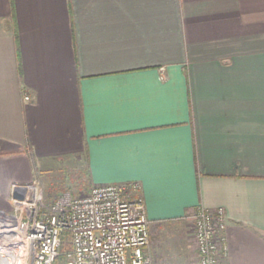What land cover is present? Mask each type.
<instances>
[{
	"label": "crops",
	"instance_id": "obj_1",
	"mask_svg": "<svg viewBox=\"0 0 264 264\" xmlns=\"http://www.w3.org/2000/svg\"><path fill=\"white\" fill-rule=\"evenodd\" d=\"M75 167L140 186L153 264H199V207L264 264V0H0V211Z\"/></svg>",
	"mask_w": 264,
	"mask_h": 264
},
{
	"label": "built area",
	"instance_id": "obj_2",
	"mask_svg": "<svg viewBox=\"0 0 264 264\" xmlns=\"http://www.w3.org/2000/svg\"><path fill=\"white\" fill-rule=\"evenodd\" d=\"M16 186L22 187L23 199L13 197ZM10 188L15 214H0L15 221L0 215V226L17 228L15 241L26 254L25 264H60L64 232L70 249L61 264H152L145 252L149 219L137 183L95 185L79 196L68 192L48 211L36 181ZM189 217L199 264H224L230 253L225 209L199 207Z\"/></svg>",
	"mask_w": 264,
	"mask_h": 264
},
{
	"label": "rangeland",
	"instance_id": "obj_3",
	"mask_svg": "<svg viewBox=\"0 0 264 264\" xmlns=\"http://www.w3.org/2000/svg\"><path fill=\"white\" fill-rule=\"evenodd\" d=\"M79 169L75 167L69 168L68 170L62 171H53L47 175H43L40 179L36 180V183L42 188L44 193V201H45V210L48 211L51 205H53L60 197H62L65 193H72L74 196H79L88 193L93 186H87L84 182L82 183L81 179L78 176ZM9 214H15L13 206L11 204L10 208L7 211H4ZM1 220V218H0ZM2 222V221H0ZM7 222V220H6ZM191 225V230L193 229V225ZM1 233L3 232L0 229ZM3 236L2 239H5L7 236ZM0 236V237H1ZM5 237V238H4ZM149 243H150V229H149ZM149 245V244H148ZM8 246V247H7ZM5 247L6 252L9 249L12 254L15 253V249L19 248V245L8 244ZM16 246V247H15ZM2 249V248H1ZM26 260V259H25ZM151 260V259H150ZM60 264L63 262V258L60 259ZM152 262V261H151ZM6 262L3 260L2 256H0V264H5ZM25 264V262H24ZM153 264V262H152Z\"/></svg>",
	"mask_w": 264,
	"mask_h": 264
},
{
	"label": "bare ground",
	"instance_id": "obj_4",
	"mask_svg": "<svg viewBox=\"0 0 264 264\" xmlns=\"http://www.w3.org/2000/svg\"><path fill=\"white\" fill-rule=\"evenodd\" d=\"M0 215L4 216L5 218H7L9 220L15 221V218H13V217H7V216L2 215V214H0ZM0 229L3 231L2 233L0 231V236L1 235L7 236L6 238L4 237L5 239H2L3 236L0 237V256H2L3 260L6 262L5 264H24V262L26 263V260H25L26 254L22 248H20V247L18 249L16 248L14 254H12V252H10L9 249H7L8 250L7 252L5 250L7 243L8 244L10 243L12 245H16L19 243V242L15 241V240H17V235H16L17 232L13 231L14 229L17 230V228H15V227L9 228L8 224H4V225L0 226Z\"/></svg>",
	"mask_w": 264,
	"mask_h": 264
},
{
	"label": "trees",
	"instance_id": "obj_5",
	"mask_svg": "<svg viewBox=\"0 0 264 264\" xmlns=\"http://www.w3.org/2000/svg\"><path fill=\"white\" fill-rule=\"evenodd\" d=\"M79 178L81 179L82 183L84 182L87 186H91V183L89 182L88 175L86 171H81ZM83 183V184H84ZM70 237L68 232H64V242L61 248V258L64 257V254L67 250L70 249Z\"/></svg>",
	"mask_w": 264,
	"mask_h": 264
},
{
	"label": "water",
	"instance_id": "obj_6",
	"mask_svg": "<svg viewBox=\"0 0 264 264\" xmlns=\"http://www.w3.org/2000/svg\"><path fill=\"white\" fill-rule=\"evenodd\" d=\"M24 192H22V187L16 186L13 190V197L17 199H23L24 198Z\"/></svg>",
	"mask_w": 264,
	"mask_h": 264
}]
</instances>
